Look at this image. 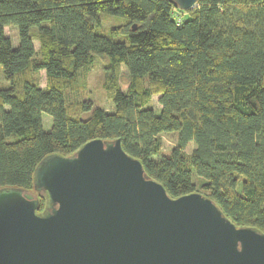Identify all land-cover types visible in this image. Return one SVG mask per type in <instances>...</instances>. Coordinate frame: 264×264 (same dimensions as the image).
Wrapping results in <instances>:
<instances>
[{
  "label": "trees",
  "instance_id": "16d2710c",
  "mask_svg": "<svg viewBox=\"0 0 264 264\" xmlns=\"http://www.w3.org/2000/svg\"><path fill=\"white\" fill-rule=\"evenodd\" d=\"M174 9L186 16L177 21ZM102 13L122 23L104 28ZM99 63L111 109L86 94ZM0 66V188L33 192L41 211L34 172L44 157L120 138L172 197L202 192L239 226L264 231V0L188 10L176 0H0ZM42 112L53 119L47 131ZM172 131L166 154L160 134Z\"/></svg>",
  "mask_w": 264,
  "mask_h": 264
},
{
  "label": "water",
  "instance_id": "95a60500",
  "mask_svg": "<svg viewBox=\"0 0 264 264\" xmlns=\"http://www.w3.org/2000/svg\"><path fill=\"white\" fill-rule=\"evenodd\" d=\"M34 191L41 211L33 192L0 188V264H264V231L202 192L172 197L120 138L47 155Z\"/></svg>",
  "mask_w": 264,
  "mask_h": 264
},
{
  "label": "rangeland",
  "instance_id": "374dc122",
  "mask_svg": "<svg viewBox=\"0 0 264 264\" xmlns=\"http://www.w3.org/2000/svg\"><path fill=\"white\" fill-rule=\"evenodd\" d=\"M102 27L108 28L112 25H117L119 23H122V19L102 13ZM173 16L177 21H181L186 14L183 12H180L176 9L173 11ZM100 32V30H98ZM5 33L6 35L11 37L12 43L14 46H17L19 43V35H18V28L14 25H8L5 28ZM34 46L36 49H38L40 42L38 39L33 40ZM104 69L102 64H97L95 67H93L88 76V83H87V92L86 94L89 95L95 102V104L100 105L105 107L106 109H111L112 108V101L109 99L104 87H103V82H104ZM4 81L3 79V71L2 67L0 66V82ZM129 82V74L128 71L125 67H122V74H121V83L122 87L125 88L128 85ZM39 83L41 86L46 85V73L45 70L40 71V80ZM158 95H154L152 102L150 105H153L157 113L160 112V104L158 102ZM8 108V106H6ZM42 120H43V128L47 131L51 128L52 126V116L47 113V112H42ZM161 139H162V148L163 151L168 154L170 150L176 145L177 142V132L172 131V132H163L160 134ZM16 137V135H11L8 137V139L13 140ZM194 147V142H190L187 151L190 152L192 148Z\"/></svg>",
  "mask_w": 264,
  "mask_h": 264
}]
</instances>
